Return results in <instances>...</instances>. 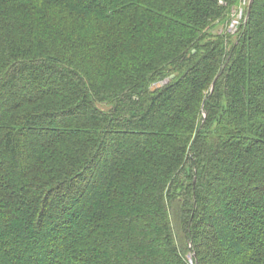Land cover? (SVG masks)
Returning <instances> with one entry per match:
<instances>
[{"label": "trees", "instance_id": "obj_1", "mask_svg": "<svg viewBox=\"0 0 264 264\" xmlns=\"http://www.w3.org/2000/svg\"><path fill=\"white\" fill-rule=\"evenodd\" d=\"M240 1L0 0V264H264Z\"/></svg>", "mask_w": 264, "mask_h": 264}, {"label": "rangeland", "instance_id": "obj_2", "mask_svg": "<svg viewBox=\"0 0 264 264\" xmlns=\"http://www.w3.org/2000/svg\"><path fill=\"white\" fill-rule=\"evenodd\" d=\"M249 3H250V0H241L238 5H236L235 7H233L231 9V17H230L231 20L228 23L230 25V27H229L230 32H232V33L236 32L237 29L239 28V26L244 22V19L246 17V13H247L248 8H249ZM220 30H222V28L218 29L216 31L219 32ZM162 85H163V83L156 84L153 89L159 88ZM100 108H102L104 110L108 109V107L104 106V105H101Z\"/></svg>", "mask_w": 264, "mask_h": 264}, {"label": "water", "instance_id": "obj_3", "mask_svg": "<svg viewBox=\"0 0 264 264\" xmlns=\"http://www.w3.org/2000/svg\"><path fill=\"white\" fill-rule=\"evenodd\" d=\"M254 1H255V0H250V3H249V9H248V14H247V18H246V19H248V17H249V14H250L251 8H252V6H253V4H254Z\"/></svg>", "mask_w": 264, "mask_h": 264}]
</instances>
